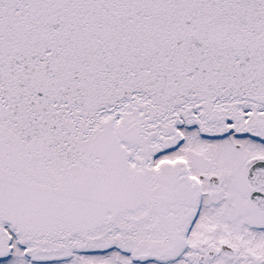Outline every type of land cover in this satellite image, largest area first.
<instances>
[{"label":"snow or ice","instance_id":"snow-or-ice-1","mask_svg":"<svg viewBox=\"0 0 264 264\" xmlns=\"http://www.w3.org/2000/svg\"><path fill=\"white\" fill-rule=\"evenodd\" d=\"M0 264H264V0H0Z\"/></svg>","mask_w":264,"mask_h":264}]
</instances>
